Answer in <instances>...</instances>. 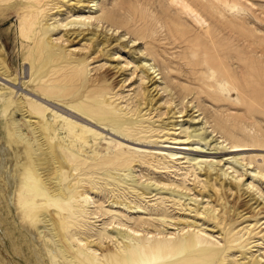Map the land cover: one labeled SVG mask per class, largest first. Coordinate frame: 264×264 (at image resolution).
Listing matches in <instances>:
<instances>
[{"label":"rangeland","instance_id":"obj_1","mask_svg":"<svg viewBox=\"0 0 264 264\" xmlns=\"http://www.w3.org/2000/svg\"><path fill=\"white\" fill-rule=\"evenodd\" d=\"M172 1L43 0L40 33L51 37L56 59L42 81L81 88L79 98L69 90L58 100L85 113L97 103L115 119L108 121L107 147L114 140L121 147L108 163L104 156L92 161L64 151V196L34 173L30 204L35 216L55 217L77 252L97 250L98 259L111 263L115 255L158 243L168 254L166 264H264V176L257 174L264 173V0H186L203 21ZM30 2L37 0L0 2V50L13 73L22 74L26 57L38 63V44L21 43L16 15ZM81 29L86 35H78ZM96 30L110 36L105 49L87 34ZM74 67L85 70V81ZM22 84L36 91L29 78ZM7 86L0 80V88ZM18 96L39 101L22 91ZM14 111L0 116L3 136ZM189 136L209 148L237 141L251 149L246 160L216 164L209 158L215 168L156 152ZM2 209L8 219L0 224L1 256L10 264H40L14 208ZM131 229L141 235L131 236ZM55 258L54 264H65Z\"/></svg>","mask_w":264,"mask_h":264},{"label":"bare ground","instance_id":"obj_2","mask_svg":"<svg viewBox=\"0 0 264 264\" xmlns=\"http://www.w3.org/2000/svg\"><path fill=\"white\" fill-rule=\"evenodd\" d=\"M2 1L4 0H0V2ZM75 1L76 4L81 2V0ZM172 2L186 15L203 21L200 14L188 1L173 0ZM45 4L43 0H37V3H28L25 9H16L21 43L31 49L35 43L38 44V63L34 66L30 57H26L25 62L22 64V74L19 72L13 73L10 69L6 52L0 50V80L8 85L6 88H0V105L3 108L0 111V116L6 118L10 115L12 109L15 108L8 123L5 136L0 133V224L7 223L8 219V216L3 212L2 206L7 208V212L12 206L27 237L26 242L33 249L35 257L39 258L40 264H54L52 258L56 259L55 257L61 259L65 264H163V260H165L166 264L168 254L163 253V245L160 246L158 243L143 246L140 253L129 254L124 257L115 255L113 257L115 260L112 263L106 258L100 259L99 257L98 259L97 250H90L91 252L87 250L82 254L77 252V249H74L73 244L66 236L65 230L60 227L61 225L58 221H55L54 216L47 213H40L35 216L36 211L30 204V197L32 196L30 194L35 189L33 184L34 173H39L42 178H47L46 180L51 188L50 192H53L54 195L60 194L64 196L65 192L61 187V176L64 168L63 159L65 160L62 155L64 151H71L85 160L92 161L99 160L100 157L104 156L102 162L108 163L113 159L112 155L117 154L121 147L120 140H114L107 147L105 141L109 133L107 128H109L108 121L110 116L97 103H90L86 114L80 108L82 106H68L58 100V97L65 95L69 90L73 91L68 95L73 93L74 98H79L81 88L74 90L75 88L68 87V89L63 85L47 84L46 81H42L43 77L46 76V74L43 75V72L46 71L48 62L56 59H53V53L51 55V47H55L51 37L49 36L46 39L40 33L42 30V7ZM5 6L10 5L8 3ZM234 8L239 12L244 10L240 6ZM87 18L92 17L87 16ZM69 24L71 23L68 22L65 25L68 26ZM85 25L90 26L89 22L88 24H83V26ZM82 30L83 32H81ZM76 32L72 31L71 35ZM79 33L80 35H86L84 29L78 31V35ZM87 34L91 35L92 41L100 40L96 45L101 43L104 49L106 45H110V36L102 35L100 31H91ZM1 48L2 46H0ZM52 63L51 65L55 68L56 65ZM27 64L29 66L28 69ZM74 68V74L78 76L79 82L85 81V70L81 73L77 67ZM33 74L35 75L34 78ZM26 78H29L30 82L32 81L37 92L29 91L28 88L23 87L22 81ZM154 78L151 77L150 81H153ZM20 91L26 92L27 95L32 94L41 102L37 100H28L26 102L24 98L27 96L22 98L18 96ZM152 99L151 97L150 101ZM59 111L67 112L68 115L84 123L73 120ZM35 112L42 116L43 121L38 115H35ZM18 113L22 114V120L18 119ZM110 120L115 122V119ZM41 122L46 123L47 129L41 127V124L38 125ZM23 127L27 128L29 132L24 133L22 131ZM170 143L171 146L164 145L156 148V152L169 155L172 160L186 158L194 167L199 164L203 167V164L207 163L215 168L216 164L223 160L230 163L231 158L237 160L238 157L246 160V150L251 149L247 146L251 144H239L237 141L230 146L218 141L209 148L204 144L201 145L200 141L194 143L190 140V136L184 141L173 140ZM227 148H229V151H224ZM249 154L250 158H253V153ZM218 155L221 157H218ZM209 158L216 159V162H214L216 164L208 160ZM252 163L251 161L250 164ZM243 166L245 165L243 164ZM261 170L263 171L264 169L262 168ZM257 174L264 176V173L260 171ZM206 195L213 196L209 191ZM65 205L63 204L62 206ZM131 232V236L141 235L139 234L140 231L135 229H131ZM52 244L54 245L52 249L55 251L54 255L49 252ZM183 249V246L179 248L180 251ZM0 264L10 263L0 254ZM247 264H257V262L254 261Z\"/></svg>","mask_w":264,"mask_h":264}]
</instances>
